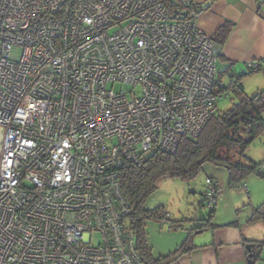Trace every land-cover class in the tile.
<instances>
[{
	"label": "built area",
	"instance_id": "2783aa9c",
	"mask_svg": "<svg viewBox=\"0 0 264 264\" xmlns=\"http://www.w3.org/2000/svg\"><path fill=\"white\" fill-rule=\"evenodd\" d=\"M177 1L189 20L159 0H0V264H142L121 171L197 139L230 93Z\"/></svg>",
	"mask_w": 264,
	"mask_h": 264
},
{
	"label": "trees",
	"instance_id": "16d2710c",
	"mask_svg": "<svg viewBox=\"0 0 264 264\" xmlns=\"http://www.w3.org/2000/svg\"><path fill=\"white\" fill-rule=\"evenodd\" d=\"M159 1L174 18L182 17L184 20H189L185 7L179 1ZM259 4L260 7L264 6V0H260ZM192 5L196 9L193 2ZM232 29L233 24L226 23L218 30L213 40L220 46L224 45ZM259 64L258 72H264V59ZM229 72L227 71L228 74ZM248 73L253 74L254 72L248 71ZM233 75L235 81L228 89L239 86V91L235 92L237 102L226 112L219 113L217 111L197 139L183 138L175 153H154L142 166H130L120 173L122 191L130 207L126 223L133 232L135 252L142 264H172L183 254L193 249L190 235L176 251L166 256L155 257L149 245L146 231L148 222L169 221L171 217L162 206L152 210L146 209L147 201L156 192L158 183L163 178L171 177L190 182L203 171L205 164H210L214 167L225 168L229 175L230 185L234 188L241 185L250 175H256L264 181L262 166L250 161L245 156L247 150L264 134V90L250 97L245 94L239 84L241 77L239 79L237 75ZM207 179L215 180L211 177ZM205 196L206 192L200 202L203 208H206L203 203ZM216 205L212 210L206 208L210 214L207 219L203 220L205 223L192 228L189 232L203 231L206 227L211 226ZM191 221L193 222L194 219L182 222ZM258 221H264V206L254 209L249 220L250 223ZM183 228L184 226L180 222H172L170 225V230ZM252 246L254 264L260 257L264 243L257 242Z\"/></svg>",
	"mask_w": 264,
	"mask_h": 264
},
{
	"label": "crops",
	"instance_id": "0c3cea01",
	"mask_svg": "<svg viewBox=\"0 0 264 264\" xmlns=\"http://www.w3.org/2000/svg\"><path fill=\"white\" fill-rule=\"evenodd\" d=\"M259 1L193 0L198 10L196 25L209 37L214 38L226 23L233 24L227 41L224 45H219V63L224 66L226 72L231 71L232 74L238 68L247 67L248 63H260L264 59V6L260 7ZM209 177L222 185L220 179H223V175L217 169L212 170ZM222 194L218 198L211 226L196 234L189 232L193 227L185 229L184 232L191 237L193 249L172 264H248L249 253L246 246L257 242L264 243V221L249 222L254 209L257 208L251 207L242 215V211L238 210L239 204L233 202L234 204L228 205L224 202V207H230V213L228 218L223 220L217 212V207L223 202ZM236 210L239 214L234 213ZM196 221L195 219L194 222ZM177 239L176 242L160 244L161 246L157 247V255L153 253L154 256H166L176 251L186 240L183 237ZM263 260L264 250L254 264H261Z\"/></svg>",
	"mask_w": 264,
	"mask_h": 264
},
{
	"label": "rangeland",
	"instance_id": "374dc122",
	"mask_svg": "<svg viewBox=\"0 0 264 264\" xmlns=\"http://www.w3.org/2000/svg\"><path fill=\"white\" fill-rule=\"evenodd\" d=\"M110 32H113V30ZM17 53L18 52L16 51L13 56L16 57ZM217 69L218 78L222 80L227 87H230L233 82V79L229 76L231 71L228 74L224 71V66L219 62L217 64ZM236 72L233 71L232 73L236 74L239 79L241 77L239 84L242 86L246 95L252 97L258 92L264 90L263 71L249 74L247 67H245L238 68ZM228 91L230 92L228 94L229 96L220 100L218 103L219 113L226 112L234 103L237 102V97L233 90L229 89ZM245 156L250 161L262 166L264 171V134H262L247 150ZM214 169H217V171L223 175V179H220L222 180V185L217 181L223 189V202L217 207V212H219L221 219H227L228 213H230V207H224V202L228 205L234 204L233 202L239 204L238 210L240 212L242 211L240 213L242 215H244L251 207L259 208L264 206V181L256 175H250L241 185L235 188L230 185L229 175L225 168L214 167L210 164H206L203 171L190 182L165 177L158 183L156 192L146 203V209L152 210L162 206L171 216L169 221H151L147 224L146 231L148 235V242L155 255H157V247L160 244H166V242L171 243L172 241L176 242V240H178L177 237H183L185 240L188 238L187 233L184 232L185 229L189 230L192 227L194 228V226L199 227L204 224V222L201 221V217L203 220L207 219L210 211L203 208L200 202L206 192V179L210 176L211 171ZM244 184L248 188V193L244 192L240 188V186ZM238 210L234 211V213L236 214L238 212L239 214ZM188 219H196L197 221L182 222L183 220ZM172 222H180L183 224L184 228L170 230L169 227ZM196 233L197 232H195V234ZM260 263L264 264V260Z\"/></svg>",
	"mask_w": 264,
	"mask_h": 264
},
{
	"label": "water",
	"instance_id": "95a60500",
	"mask_svg": "<svg viewBox=\"0 0 264 264\" xmlns=\"http://www.w3.org/2000/svg\"><path fill=\"white\" fill-rule=\"evenodd\" d=\"M246 250L249 253L247 262L248 264H253V257H254L253 246L247 245Z\"/></svg>",
	"mask_w": 264,
	"mask_h": 264
}]
</instances>
